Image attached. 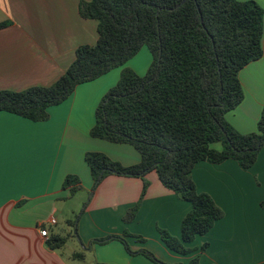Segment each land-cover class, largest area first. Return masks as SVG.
Returning <instances> with one entry per match:
<instances>
[{
	"label": "crops",
	"instance_id": "0c3cea01",
	"mask_svg": "<svg viewBox=\"0 0 264 264\" xmlns=\"http://www.w3.org/2000/svg\"><path fill=\"white\" fill-rule=\"evenodd\" d=\"M81 1L88 0H0V23L6 24L0 28V90L49 86L73 61L78 46L96 42L97 22L79 16ZM254 1L263 9V53L238 72L243 98L225 114L241 134L256 130L264 105V0ZM145 63L141 72L137 70L139 75L147 70L148 57ZM122 70L116 67L77 85L69 98L47 109L45 121L0 111V264H159L139 253L142 249L165 264H187L194 257L200 264H264V143L248 170L231 159L194 165L190 177L196 190L208 194L223 217L186 244L191 250L187 254L169 249L159 230L179 238L190 205L165 188L154 171L145 175L148 186L128 224L121 218L139 200L141 178L110 174L92 189L86 152H102L124 166L140 159L129 144L89 135L97 105ZM67 175L77 176L76 192L83 191L74 205L67 200L76 192L63 188ZM81 208L76 242L68 253L60 249L69 240L50 249L39 234V224L53 217L55 226L64 222L67 234L71 227L66 221ZM52 226H46L48 236L65 235ZM109 236L124 238L126 245ZM96 239L106 240L92 242ZM205 243L199 254L198 245ZM75 252H83L84 258H73Z\"/></svg>",
	"mask_w": 264,
	"mask_h": 264
},
{
	"label": "trees",
	"instance_id": "16d2710c",
	"mask_svg": "<svg viewBox=\"0 0 264 264\" xmlns=\"http://www.w3.org/2000/svg\"><path fill=\"white\" fill-rule=\"evenodd\" d=\"M78 13L97 22L96 42L78 46L73 61L53 84L0 90V111L45 121L47 109L69 98L77 85L122 66L145 46L151 55L145 73L123 69L97 105L89 129L92 138L133 146L139 161L124 166L98 151L86 152L84 160L92 189L110 174L143 180L139 200L123 216L126 222L135 218L148 186L145 175L151 171L188 202L179 238L159 230L169 249L187 254L191 250L186 244L223 217L213 199L196 190L190 177L194 165L231 159L248 170L264 143V105L254 132L241 134L225 120L243 98L238 72L262 56L263 9L254 0H88L79 3ZM5 25L0 23V28ZM79 183L77 176L67 175L63 188L73 194ZM78 218L66 221L72 228L69 233H51L46 245L58 249L77 237ZM110 238L126 245L122 237ZM139 253L165 264L145 249ZM72 257L82 260L84 253ZM187 264L200 263L194 257Z\"/></svg>",
	"mask_w": 264,
	"mask_h": 264
},
{
	"label": "rangeland",
	"instance_id": "374dc122",
	"mask_svg": "<svg viewBox=\"0 0 264 264\" xmlns=\"http://www.w3.org/2000/svg\"><path fill=\"white\" fill-rule=\"evenodd\" d=\"M146 57H148L149 58V63L148 64H150V62H151V55H150V53L148 52V50H147V48L145 47V46H143L132 58H130L128 61H126L122 66H119V67H122V69H125V68H128V69H130V70H132L135 74H137V75H139L138 73H137V70L138 71H140L141 72V67L143 66V62L145 63V58ZM146 63H147V61H146ZM145 63V64H146ZM144 64V65H145ZM142 74V73H141ZM144 74V73H143ZM142 74V75H143ZM142 75H140V76H142ZM144 180L145 181H147L146 180V178H144ZM143 181V180H142ZM81 193H83V191L82 192H76V193H74L73 195H71V197H69V200H67V201H69L68 203L69 204H71V205H74L75 203H77V200H79V196L78 195H81ZM83 195V194H82ZM87 199H88V197L85 199V202L87 201ZM82 208H83V206H82ZM82 208L79 210V212L77 213V217H79V215L81 214V211H82ZM126 212H127V210H126ZM125 212V213H126ZM75 218V217H74ZM73 218V219H74ZM125 218V217H124ZM75 221H76V219H75ZM121 221L123 222V223H130V222H132V221H130V222H126V220H124L123 219V217L121 218ZM77 222V221H76ZM77 224V223H76ZM52 228H53V230H54V232H58V233H63V234H66L65 233V228H66V226H65V224H64V222H61V223H59L57 226H55V225H53L52 226ZM69 229H72V228H68V230ZM68 233H69V231H68ZM72 238V240L69 238L68 240H69V242L64 246V247H62L61 249H60V252H65L66 254L68 253V251H69V249H68V247H70L72 244H73V242H76L75 240H74V238L73 237H71ZM137 238V237H136ZM159 238H160V234H159ZM161 240V239H160ZM72 242V243H71ZM202 246V245H201ZM201 246H199L198 245V249H199V251H198V253L201 251L200 250V248H201ZM187 247V246H186ZM200 254V253H199ZM198 254V255H199ZM198 258V257H197Z\"/></svg>",
	"mask_w": 264,
	"mask_h": 264
},
{
	"label": "built area",
	"instance_id": "2783aa9c",
	"mask_svg": "<svg viewBox=\"0 0 264 264\" xmlns=\"http://www.w3.org/2000/svg\"><path fill=\"white\" fill-rule=\"evenodd\" d=\"M56 223L55 219L53 217H50L45 223L39 224V234L41 237L47 239L48 237V229L46 228L47 225H54Z\"/></svg>",
	"mask_w": 264,
	"mask_h": 264
}]
</instances>
